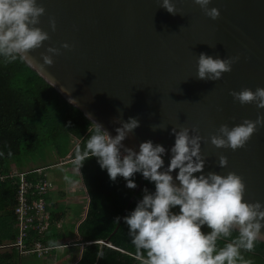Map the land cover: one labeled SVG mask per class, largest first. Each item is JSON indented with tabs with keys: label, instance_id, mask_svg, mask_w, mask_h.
Segmentation results:
<instances>
[{
	"label": "water",
	"instance_id": "water-1",
	"mask_svg": "<svg viewBox=\"0 0 264 264\" xmlns=\"http://www.w3.org/2000/svg\"><path fill=\"white\" fill-rule=\"evenodd\" d=\"M37 2L45 9L38 26L49 39L28 50L34 63L27 65L64 100L110 135L118 126L114 117L137 118L139 125L122 144L136 149L145 139L159 142L165 147V165L174 142L169 129L194 126L203 137V170L239 174L245 184L242 198L264 201V125L234 150L208 139L221 123L231 126L264 115V107L241 104L229 91L264 86V0H210L219 10L215 19L193 0H171L175 14L161 7L160 0ZM49 16L55 19V30L49 27ZM62 41L71 47H61ZM49 44L60 51L50 54L51 65L41 67L40 53ZM202 51L238 59L219 79H199L196 56ZM219 153L227 157L225 166L218 165ZM258 240L264 242V237ZM100 242L109 243V237Z\"/></svg>",
	"mask_w": 264,
	"mask_h": 264
},
{
	"label": "clouds",
	"instance_id": "clouds-1",
	"mask_svg": "<svg viewBox=\"0 0 264 264\" xmlns=\"http://www.w3.org/2000/svg\"><path fill=\"white\" fill-rule=\"evenodd\" d=\"M193 2L210 18L219 15L218 8L210 6V0ZM160 6L169 13H178L171 0H160ZM44 11L43 4L37 0H0V61L34 63L28 50L40 47L42 41L49 39L48 32L38 26ZM48 23L55 30L52 16ZM61 47L71 45L62 41ZM59 51L51 44L45 45L39 65H51L50 54ZM237 59L238 56L213 57L202 51L196 56L195 76L215 81L230 71ZM229 91L241 104L254 102L258 108L264 107V86ZM114 120L118 121L115 135L92 120L87 127L88 135L82 146L76 147L71 163L79 171L82 162L94 156L109 179L115 180L119 175L128 188L136 187L133 178L136 173L153 183L151 191L142 187L141 198L122 217L132 244L142 253L141 264H251L241 250L251 251L258 239L264 237L261 232L264 201L242 198L245 184L239 174L203 170L205 159L200 150L203 137L195 127L169 129L174 142L168 148L170 155L165 165V147L159 142L145 139L136 149L122 144L139 125L137 118L114 117ZM261 125H264V115L257 113L255 120L245 117L231 126L221 123L208 139L216 147L234 150L244 146ZM217 161L219 166H225L227 157L219 153ZM202 226L208 230L202 231ZM49 243L54 245L55 242Z\"/></svg>",
	"mask_w": 264,
	"mask_h": 264
},
{
	"label": "trees",
	"instance_id": "trees-1",
	"mask_svg": "<svg viewBox=\"0 0 264 264\" xmlns=\"http://www.w3.org/2000/svg\"><path fill=\"white\" fill-rule=\"evenodd\" d=\"M90 126V121L79 109L64 100L26 63L0 61V174L7 175L12 168L20 171L40 168V172L30 171L26 176L34 181L38 178L50 180L45 174L47 168L53 164L71 163L76 147L82 146ZM77 174L85 192L84 215L77 211L73 221L58 226L64 211L49 200L51 186L44 196L48 202L47 227L41 235L29 227L26 241L39 239L47 245L51 241L61 247L82 242L80 256L72 264H141L142 253H138L132 244L122 217L141 198L142 187L151 191L153 183L143 178L127 206L142 177L139 173L133 177L136 187L128 188L124 178L118 175L115 180L109 179L97 158L89 156ZM18 181L16 176L0 180V264H22L25 259L22 255H28L20 254L15 247L3 246L13 241L18 233L15 213ZM75 228L79 239H76ZM207 230L202 226V231ZM67 236L71 239L61 241ZM106 237H109V243L100 242ZM68 240L72 244H67ZM241 251L251 264H264V242L258 240L251 251Z\"/></svg>",
	"mask_w": 264,
	"mask_h": 264
},
{
	"label": "built area",
	"instance_id": "built-area-1",
	"mask_svg": "<svg viewBox=\"0 0 264 264\" xmlns=\"http://www.w3.org/2000/svg\"><path fill=\"white\" fill-rule=\"evenodd\" d=\"M30 171L40 172V168L32 170H18L12 168L6 174H0V180L6 176L18 177V187L16 191V225L18 233L16 238L3 246L15 247L20 254H35L37 257H42L49 254L52 249L61 247L62 245H47L39 239H32L27 242L28 228L36 230L40 235L45 230L48 224V202L45 199V193L52 186V182L46 178H38L35 181L28 178L26 175ZM67 244H72L71 240Z\"/></svg>",
	"mask_w": 264,
	"mask_h": 264
},
{
	"label": "rangeland",
	"instance_id": "rangeland-1",
	"mask_svg": "<svg viewBox=\"0 0 264 264\" xmlns=\"http://www.w3.org/2000/svg\"><path fill=\"white\" fill-rule=\"evenodd\" d=\"M45 174L53 182L49 200L62 209L67 207L66 218L69 221L72 220L74 213L81 211L85 199L83 195L85 192L77 174V169L69 162L53 164L47 168ZM65 177L69 179H65ZM65 240L66 238L61 241ZM78 248L76 245L60 247L42 258L29 256L24 259L22 264H63L65 261L67 263L69 259L78 255Z\"/></svg>",
	"mask_w": 264,
	"mask_h": 264
},
{
	"label": "crops",
	"instance_id": "crops-1",
	"mask_svg": "<svg viewBox=\"0 0 264 264\" xmlns=\"http://www.w3.org/2000/svg\"><path fill=\"white\" fill-rule=\"evenodd\" d=\"M84 195V194H83ZM56 206H57V208L59 207V205H57L56 204ZM86 203L84 204V205H82V210H81V214H82V216L84 215V213H85V210H86ZM68 209H67V207H65L64 209H63V211H64V217L63 218H61V219H59L58 220V222H57V225L59 226L62 222L63 223H65V222H71V221H73V220H67L68 218H66V214H67V211ZM73 218H74V216H73ZM72 218V219H73ZM74 233L76 234V239H78V237H79V235L77 234V232H76V228L74 229ZM66 239H71L70 237H66ZM74 245H76V246H78L79 248H78V250H79V253H78V255L77 256H75L74 258H71V259H69V261H67V263H66V261L63 263V264H72V263H74L78 258H79V256H80V253H81V249H82V246H83V243L82 242H77L76 244H74ZM60 248V247H59ZM51 253V252H50ZM30 255L28 254V255H22V258H27V257H29ZM56 264H58V263H56Z\"/></svg>",
	"mask_w": 264,
	"mask_h": 264
}]
</instances>
